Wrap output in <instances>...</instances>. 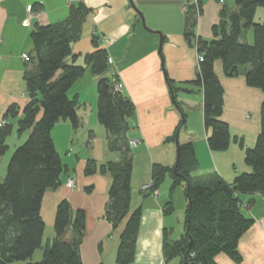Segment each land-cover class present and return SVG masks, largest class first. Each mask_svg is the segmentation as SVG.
I'll use <instances>...</instances> for the list:
<instances>
[{"label":"crops","instance_id":"1","mask_svg":"<svg viewBox=\"0 0 264 264\" xmlns=\"http://www.w3.org/2000/svg\"><path fill=\"white\" fill-rule=\"evenodd\" d=\"M187 1L72 0L71 3L76 5L82 2L89 9L80 36L71 45L72 53L77 55L75 63L83 62L84 56L96 48L92 40L96 36L97 45L106 49L113 60L109 75L117 74L121 93L135 107L128 118L126 137L139 139V143L131 147L130 209L140 208L141 216L134 256L129 264H179L174 259L166 260L163 253L165 228L171 227L164 212L167 197L159 189L156 195L140 193V187L151 179L154 163L165 166H174L176 163L177 148L175 139L171 137L183 118L174 105L167 78L176 86L187 89L179 91L176 96L184 112V125L178 129L176 137L178 143H193L197 159L193 177L207 178L215 173L231 182L235 175L251 171V167L244 163V151L255 144L261 128L260 105L264 92L248 86L242 73L226 76L221 61L216 60L214 70L223 87L221 119L229 126L231 142L224 151H211L208 148V131L203 124L202 93L188 84L196 78L198 62L195 46L190 45L184 37L186 22L181 7ZM225 3L228 10L235 8L233 0H225ZM34 4L40 5V14L29 19V9ZM221 9L222 6L216 0H203L199 11L195 8L194 31L197 36L205 40L212 39V28L220 21ZM69 11L70 5L66 0H0V120L7 108L15 105L18 116L6 119L12 124V130H17L18 118L28 101L23 75L35 68L30 32L35 23L63 22ZM263 16L259 13L256 20H262ZM27 20L29 23L25 24ZM245 40L252 42L250 30L246 31ZM23 52L31 56V61L25 62L21 58ZM96 78L87 68L68 91L69 97H75L78 101L77 113L81 125L73 129L69 120L63 119L51 130L55 149L65 171L60 176L59 186L45 191L40 213L45 225L44 233L49 229V235L53 237L55 211L61 200L66 199L73 212L83 209L86 215L85 233L79 245L83 264H116L119 235L124 223L114 226L105 215L111 177L109 174H86L84 171L90 159L96 165L120 159L118 151L110 150V137L105 128L101 131L102 124L95 114ZM87 102L90 104L89 113L85 109ZM59 127L65 130V143H60L64 135L54 131ZM25 132L28 136L29 131L22 134ZM85 133L88 134L86 140ZM78 134H81V143H76L74 154L63 156L59 149L66 151L67 146L72 144L69 143L73 141L72 137ZM234 137L241 138L243 145L240 146ZM8 160L4 155L0 156V181L5 175ZM68 178H74L73 188L65 185ZM251 198L254 203L247 206ZM241 200L242 212L251 217L253 222L237 242L239 259L235 261L224 253H218L214 258L216 264H264V193L241 195ZM51 237L48 236L47 242ZM70 237L71 232L68 231L65 238Z\"/></svg>","mask_w":264,"mask_h":264},{"label":"trees","instance_id":"2","mask_svg":"<svg viewBox=\"0 0 264 264\" xmlns=\"http://www.w3.org/2000/svg\"><path fill=\"white\" fill-rule=\"evenodd\" d=\"M235 8L228 10L221 5L220 21L212 28L213 37L205 40L195 34V7L185 12L184 37L202 55L198 62L196 78L188 84L202 93L203 124L207 134V145L211 151H224L231 142L228 124L221 119L223 112V87L215 73L214 62L220 60L223 73L228 77L243 74L248 86L264 92V16L255 19L264 0H233ZM39 10L40 5H32ZM89 9L82 3L70 5L68 17L58 24L35 23L30 37L33 45L35 68L24 73L25 95L28 98L22 115L17 121V134L28 130L26 139L12 152L6 172L0 181V264H83L79 245L85 233L86 215L83 209H71L66 199L61 200L54 216V236L46 242L42 259L31 261L33 252L42 244L44 221L41 202L47 189L59 186L65 166L55 149L51 130L59 120H69L73 129L81 125L77 113L78 101L70 98L68 91L87 68L96 78V116L106 129L111 151H118L120 159L96 165L94 160L86 162V174L99 172L109 174L111 183L105 215L114 226L124 223L119 235L116 264H129L133 260L134 246L141 216L140 208L131 211V147L126 133L128 118L134 112V103L121 91L114 90L109 75L106 49L97 45L87 53L83 64H76V54L71 45L81 32L82 23ZM251 31L252 42L245 40L246 31ZM30 56V55H29ZM71 59L68 61V59ZM31 61V56L30 60ZM249 66L247 69L246 66ZM115 74V73H113ZM117 80H119L116 75ZM174 105L184 112L176 99L183 86H176L167 78ZM261 128L255 144L245 148L244 163L251 167L241 172L231 182L218 174L207 178H195L197 159L192 142L177 144L178 160L174 166L154 163L151 169L152 190H158L166 176L171 179L170 190L182 185L186 198L183 233L171 239L165 228L163 253L166 260L178 258L179 264H216L215 256L224 253L233 260L239 259L237 242L253 219L242 212L241 195L264 193V98L260 105ZM18 110L10 105L0 127V156L8 144L12 124L8 118H16ZM177 125L171 139L184 125ZM234 140L243 145L241 138ZM146 193L145 195H148ZM254 199L247 202L252 206ZM172 209L171 201L165 203L164 212ZM70 231L71 237L65 238Z\"/></svg>","mask_w":264,"mask_h":264},{"label":"rangeland","instance_id":"3","mask_svg":"<svg viewBox=\"0 0 264 264\" xmlns=\"http://www.w3.org/2000/svg\"><path fill=\"white\" fill-rule=\"evenodd\" d=\"M257 14L256 18H258L259 13L264 14V8L263 7H259L257 9ZM77 64H83L82 61H78ZM87 75V74H86ZM87 94H89V91H87ZM89 96V95H88ZM87 96V98H89ZM93 107V106H92ZM87 113H89V109H90V104L87 102L86 103V108ZM78 110V109H77ZM94 113V111H93ZM95 114H96V108H95ZM102 129L101 131L105 130L104 126H100ZM64 130V128H63ZM61 127H59L58 129L54 130L55 132H57L59 135H64L65 134V130L63 131ZM87 135L85 133V140L87 138ZM27 137V132L23 133V134H17L16 129H13L11 131V134L8 136L7 138V144H8V148L6 150V152L3 154L4 157H6V160L9 159L10 155L12 154V152L14 151V149L16 148V146L20 145L25 138ZM56 139V137H55ZM72 144H69L67 146L66 151H61V149H59V152H63V156H66L70 153L74 154L75 150L77 149V145L76 143H81V134L78 135H74V137H72ZM66 141V137L64 135V137H62L60 143H65ZM170 184H171V179L169 176H166L163 183L161 184V186L159 187V190H162V193L164 196L167 197V200L171 201L172 204V209L171 211H169L168 213H166L165 215L169 218L168 222H171V227H168L170 229V238H176L177 236H179V234L183 233V229H184V221H185V208H186V198H185V194H184V188L182 185H177L174 188H172V190H170ZM69 188V187H68ZM163 188V189H162ZM173 231V232H172ZM50 231L49 229H47L44 233L43 239H42V244L39 248H37L32 256H31V261H39L42 259L43 256V251L47 242V238L48 236L51 237V235H49ZM52 238V237H51ZM174 261H179L178 258H173ZM23 261H18L15 262L14 264H22Z\"/></svg>","mask_w":264,"mask_h":264},{"label":"built area","instance_id":"4","mask_svg":"<svg viewBox=\"0 0 264 264\" xmlns=\"http://www.w3.org/2000/svg\"><path fill=\"white\" fill-rule=\"evenodd\" d=\"M202 1L203 0H188L187 2H185L182 5L181 9H182L183 12H186L189 6H193V7H195L197 9V11H199ZM216 1L220 5L224 4V0H216ZM66 3L68 5H71L72 0H66ZM29 10H30L29 19L30 18H35V17H37L40 14V10H33L32 8L29 9ZM24 23L28 24L29 20L25 21ZM20 56L25 62H28L30 60V56L26 52L21 53ZM201 60H202V55L197 54V62H199ZM107 63L110 66L113 63L112 58L109 57V56L107 58ZM116 75H117L116 73L115 74H113V73L111 74V80H112L113 85H114V90L121 91V83H120L119 80H117ZM4 124H5V120L1 119L0 120V127H2ZM128 143H129L130 147H134V146H136L139 143V139H137L136 137H131V138L128 139ZM65 185L67 187H69V188H73L75 186L74 178H68L66 180V182H65ZM151 186H152V180L150 179L147 183L143 184L140 187V193L144 194V195L146 193H150L152 195H156L157 194V190H152Z\"/></svg>","mask_w":264,"mask_h":264},{"label":"water","instance_id":"5","mask_svg":"<svg viewBox=\"0 0 264 264\" xmlns=\"http://www.w3.org/2000/svg\"><path fill=\"white\" fill-rule=\"evenodd\" d=\"M141 18H142V17H141ZM141 21H142V24L145 25V23H144V21H143V18L141 19ZM158 34L160 35V40H161V34H160L159 32H158ZM175 144H176V148H177V144H178L177 137L175 138ZM176 156H177V157H176V162H177V160H178V153H177ZM173 171H174V173H176V163H175V165H174ZM184 263H185V264H196L195 262H188V261H186V260H185Z\"/></svg>","mask_w":264,"mask_h":264}]
</instances>
